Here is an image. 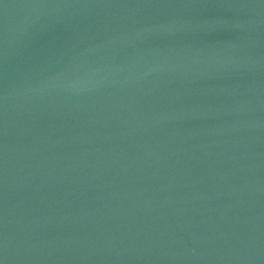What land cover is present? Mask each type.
I'll use <instances>...</instances> for the list:
<instances>
[{
    "label": "water",
    "instance_id": "water-1",
    "mask_svg": "<svg viewBox=\"0 0 264 264\" xmlns=\"http://www.w3.org/2000/svg\"><path fill=\"white\" fill-rule=\"evenodd\" d=\"M0 264H264V0H0Z\"/></svg>",
    "mask_w": 264,
    "mask_h": 264
}]
</instances>
